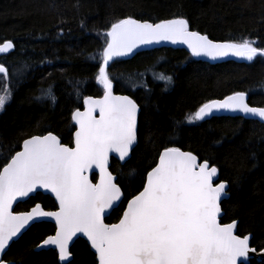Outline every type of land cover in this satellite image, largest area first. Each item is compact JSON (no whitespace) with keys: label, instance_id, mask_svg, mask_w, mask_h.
Wrapping results in <instances>:
<instances>
[{"label":"trees","instance_id":"1","mask_svg":"<svg viewBox=\"0 0 264 264\" xmlns=\"http://www.w3.org/2000/svg\"><path fill=\"white\" fill-rule=\"evenodd\" d=\"M131 17L160 22L184 18L189 30L214 41H253L264 48V0H0V43L14 47L0 57L9 72L0 74V89L11 95L0 109V170L33 135L53 133L71 146L72 113L87 96L104 91L96 76L111 24ZM113 92L130 96L139 106L137 143L130 158L112 159L123 199L106 223L121 216L125 203L143 187L147 172L165 147L189 151L217 167L228 185L221 203V223L237 221V234L251 235L256 250L264 246V125L242 117L217 116L187 121L204 103L244 92L253 107L264 106V56L252 61L210 63L182 49L158 48L115 58L107 67ZM171 77V83L157 79ZM51 90L55 100L46 96ZM95 176L92 177V180ZM40 203L56 204L36 193L16 205L25 211ZM54 232L48 222L32 224L13 242L3 259L13 264H60L55 251H35ZM66 264H97L88 244L78 238ZM248 264H264L250 259Z\"/></svg>","mask_w":264,"mask_h":264},{"label":"snow or ice","instance_id":"2","mask_svg":"<svg viewBox=\"0 0 264 264\" xmlns=\"http://www.w3.org/2000/svg\"><path fill=\"white\" fill-rule=\"evenodd\" d=\"M96 80L104 87L100 99L86 97L85 111H75L72 119L78 128L75 147L60 142L57 136L33 135L23 141L0 170V253L9 246L30 221L54 217L56 232L42 242L55 246L60 260L70 256L69 241L83 233L95 250L98 264H237L247 257L249 237L234 234L236 221L218 222L220 202L226 195V183H214L218 169L191 152L165 147L156 166L147 173L143 190L127 203L118 223H104V214L121 201V187L107 170L109 153L116 152L121 160L137 141V103L129 96H114L113 83L107 67L114 57L131 53L140 45L161 41L186 44L193 56L212 59L233 55L252 61L264 56V48L241 43L214 42L206 35L189 30L184 18L141 22L131 17L112 23L106 33ZM14 47L11 41L0 45V53ZM0 74L8 79V69L0 64ZM157 79L171 83V77ZM7 85L0 89V109L10 98ZM53 101L51 90L45 93ZM244 92H236L222 101H209L186 119L199 121L214 110L239 111L264 120V108L250 107ZM99 111V118L93 113ZM0 153V159H4ZM95 166L100 170L99 183L92 184L83 173ZM38 188L55 195L59 211L46 212L37 204L30 212L13 214V201L26 197ZM0 264L3 261L0 260Z\"/></svg>","mask_w":264,"mask_h":264},{"label":"water","instance_id":"3","mask_svg":"<svg viewBox=\"0 0 264 264\" xmlns=\"http://www.w3.org/2000/svg\"><path fill=\"white\" fill-rule=\"evenodd\" d=\"M141 22H143V21H141ZM149 23H152V22H149ZM156 23H159V22H156ZM190 31H191V30H190ZM200 34H201V33H200ZM201 35H203V34H201ZM210 40H211V39H210ZM212 41H214V40H212ZM5 42H6V41H5ZM5 42L0 43V45L4 44ZM214 42H223V41H214ZM158 48L182 49V50H184V51H186V52H188V53L191 54V51H190V49H188V47H187L186 44H182V43H179V42L173 44V43L170 42V41H161V42H159V43H152V44H149V45H140V46H138L137 48L133 49V51H132L131 53H128L127 55H124V56H117V57L120 58V59H130V58H132L134 55H136V54H138V53L145 52V51H150V50L158 49ZM10 51H11V50H9V51L6 52V53H0V56H3V55L8 54ZM191 55H192V54H191ZM192 56H193V55H192ZM193 57H194V58H197V59H199V60H201V61L203 60V61H207V62H210V63L224 62V61H234V62L241 63V62H246V61H247L246 59H244V58H242V57L233 56V55H231V54L228 55V56H226V57H217L216 59H212L211 57L204 56V55H201V56H193ZM114 58H116V57H114ZM114 58H113V59H114ZM110 62H111V61H110ZM112 94H113L114 96H128V95H124V94H117V93H114V92H113V89H112ZM233 94H234V93H233ZM103 95H104V91H103L102 95L99 96V97H92V96H88V97H92L93 99H100V98L103 97ZM230 95H232V94H230ZM230 95H227V96H230ZM227 96H225V97H227ZM129 97H130V96H129ZM225 97H223V98H221V99H213V100H215V101H222V100L225 99ZM130 98H131V97H130ZM131 99H132V98H131ZM84 100H85V99H84ZM84 100H83V102H82V107H81L80 109H76V110H74L73 113H74L75 111H80V112H84V111H85ZM213 100H210V101H213ZM245 101H246V103L250 106V104L248 103V97H247V94H246V97H245ZM208 102H209V101H208ZM208 102H206V103H208ZM204 104H205V103H204ZM138 107H139V106H138ZM250 107H252V106H250ZM258 108H264V107H258ZM139 111H140V109H139ZM73 113H72V115H73ZM93 115H94L95 117L99 118V111H98V110L95 111V112L93 113ZM138 115H139V112H138ZM217 116H230V117L243 116V117H245V118L256 119V120H259L260 122H263V123H264V120H261V118H259L258 116H253V115H251V114H245V113H242V112H239V111L233 112V111H228V110H218V111H217V110H214L211 114H209L208 116H206V117H205L204 119H202V120H207V119H209V118H211V117H217ZM72 121H73V124H74V131H73V135H72V145H71V146L67 145V146H69V147H75V132H76V130H77V128H78V125H76L75 121H74L73 119H72ZM45 135H47V134H45ZM53 135H54V134H53ZM55 136H56V135H55ZM29 138H31V136L28 137V138H26V139H29ZM57 138L60 140V138H59L58 136H57ZM24 140H25V139H24ZM24 140H23V141H24ZM60 142H61V140H60ZM136 143H137V141L135 142V144H134L133 146H131V148L129 149V155H128L124 160H121L120 157H119V154L116 153V152H110V153H109V160H108L107 170H108V172L111 173V175L114 177V182H115V183H117V182H116V176L110 171L111 160L114 159V160L118 161L120 164H124V163L130 158L131 151H132V149L135 147ZM62 144H63V143H62ZM64 145H66V144H64ZM22 150H23V142H22L21 147H20V149H19L18 151H22ZM163 150H164V149H163ZM163 150H162V151H163ZM180 150H181V151H184V150H182V149H180ZM162 151H161V152H162ZM185 152H188V151H185ZM13 155H15V153H14ZM197 158H198V157H197ZM9 160H10V159H9ZM158 161H159V156H158V158H157L156 163H158ZM203 162H204V161H203ZM203 162H200V160L198 159V163H203ZM156 163H155V165H154L153 167L156 166ZM3 167H4V166H3ZM3 167L1 168V170L3 169ZM153 167H152V168H153ZM210 167H211V166H210ZM152 168H151V169H152ZM151 169H150L149 171H151ZM149 171H148V172H149ZM148 172H147V173H148ZM83 175L87 176L89 182L92 183V184H97V183H99L100 178H101L100 170H99L98 168H96L94 165H93L91 168L87 169V170L83 173ZM93 175L95 176V180H94V181L92 180V176H93ZM146 179H147V174H146V177H145V181H144V183L146 182ZM221 182H225V181L219 179V172H218V173H217V177L214 178V183H215V184H219V183H221ZM225 183H226V182H225ZM143 185H144V184H143ZM118 186H119V185H118ZM226 186H227V187H226V195L222 196V199H221V202H220V209H221V212H220V215L218 216V222H219V223H221V218H222V216H223V211H222V208H221V203H222V201H223L224 199H227L228 196H229V195H228V192H227V190H228V185H227V183H226ZM142 190H143V187H142V189H141L140 191H142ZM121 191H122V190H121ZM140 191H139V192H140ZM139 192H138V193H139ZM36 193H41L42 195H46V196H49L50 198H52V199L54 200L55 204H56V208H55V210H46V209H44V208L42 207V205H41L40 203H36V204L33 205L32 207H30L28 210H25V211H19V212H16V211H15V207H16L17 204H19V203H21V202H25V201L28 200L30 197L35 196ZM138 193H137V194H138ZM137 194H135V195H137ZM135 195H134V196H135ZM132 197H133V196H132ZM132 197L129 198V199L127 200V202L125 203L124 208H123L122 213H121V216L123 215V211H124V210L126 209V207H127V203H128V201H129L130 199H132ZM122 199H123V192H122V196H121V201H122ZM121 201L117 203V206H116V207L119 206V204L121 203ZM37 204H39V205L41 206V209H42L43 211H46V212H56V211H59V202L56 200L55 195H54L52 192H50V191H48V190H46V189H43V188H38L36 191H34V192H32V193H29V195L26 196V197H22V198H21V197H18L17 200L13 201V206H12V209H10V211H12L13 214H18V213H22V212H30V211L32 210V208H34ZM116 207H115V208H116ZM113 209H114V208H113ZM113 209H109V210L104 214V217H103V219H104V223H106V222H105V219L108 217V215L111 213V211H112ZM121 216H120V218H121ZM120 218H119V219H120ZM119 219H118V221H116V222H114V223H118V222H119ZM234 221H236V220H234ZM39 222H48V223L53 224V225H54V232H53L52 234L46 236L43 240H41V241L35 246L34 250H35V251H40V250H49V249H51V250L55 251L56 256H57V260H58V262H59L60 264H66V263H68V262L72 259V255H71V253H70V256H69L66 260L61 261V260H60V257H59V252H58V250L55 248V246H51V245H50V246H44V247H40V248L37 247L38 245H42V242H43L45 239H47L49 236H54V235H55L57 225H56V222H55V218H54V217H42V218H39V219H37V220H35V221H30L29 224L26 225L25 228L22 229L21 232L18 233L16 237H13V239L9 242V246H10L13 242L17 241V240L20 238V236H21V235H22V234H23V233H24V232H25V231H26V230H27L32 224H34V223H39ZM232 222H233V221L228 222V223H232ZM114 223H110V224H114ZM228 223H221V224H228ZM106 224H109V223H106ZM234 234L238 235V234H237V221H236V228L234 229ZM246 235L249 237V246H250V248H251V249H254L255 251H250V252L248 253V255H247L246 258H245V257H239V258H237V264H248V262L250 261V259H255V260L259 261V262H264V246H263L261 249L256 250V249H255L254 247H252L251 244H250V241H251V235H250V234H246ZM246 235H244V236H246ZM238 236H240V235H238ZM241 237H243V236H241ZM78 238L83 239V240L88 244V246H89V248H90V251L95 255V260H96V262H97V264H98V259H97V255H96V253H95V250L91 247V242L88 240L87 236H85L83 233H77V234H76L75 236H73L72 239L69 241V252H70V249H71L73 243H74ZM9 246L5 249L4 252L0 253V260L3 261V264H13L12 262H8V261H5V260L3 259V256H4L5 252L8 250Z\"/></svg>","mask_w":264,"mask_h":264},{"label":"bare ground","instance_id":"4","mask_svg":"<svg viewBox=\"0 0 264 264\" xmlns=\"http://www.w3.org/2000/svg\"><path fill=\"white\" fill-rule=\"evenodd\" d=\"M87 97H88V96H87ZM85 98H86V97H85ZM85 98H84V99H85ZM84 99H83V100H84ZM82 102H83V101H82ZM200 107H201V106H200ZM200 107H199V108H200ZM252 107H253V106H252ZM199 108H198V109H199ZM257 108H258V107H257ZM198 109H197V110H198ZM197 110H196V111H197ZM236 117H242V118H245V117H243V116H236ZM245 119H251V118H245ZM251 120H256V119H251ZM256 121L260 122L259 120H256ZM260 123L264 125L263 122H260ZM45 134H48V133H45ZM45 134H43V135H45ZM52 134H53V133H52ZM22 142H23V141H22ZM21 144H22V143H21ZM20 147H21V145H20ZM19 149H20V148H19ZM16 152H17V151H16ZM16 152H15V153H16Z\"/></svg>","mask_w":264,"mask_h":264}]
</instances>
